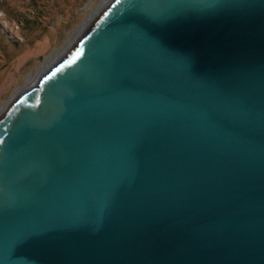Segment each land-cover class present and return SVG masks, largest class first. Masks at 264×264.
I'll return each instance as SVG.
<instances>
[{
    "label": "water",
    "instance_id": "water-1",
    "mask_svg": "<svg viewBox=\"0 0 264 264\" xmlns=\"http://www.w3.org/2000/svg\"><path fill=\"white\" fill-rule=\"evenodd\" d=\"M0 264H264V0H112L0 115Z\"/></svg>",
    "mask_w": 264,
    "mask_h": 264
},
{
    "label": "rangeland",
    "instance_id": "rangeland-1",
    "mask_svg": "<svg viewBox=\"0 0 264 264\" xmlns=\"http://www.w3.org/2000/svg\"><path fill=\"white\" fill-rule=\"evenodd\" d=\"M105 2L0 0V109L14 94L26 88L28 76L39 74L51 53L60 52L92 14L100 13L110 1L98 10Z\"/></svg>",
    "mask_w": 264,
    "mask_h": 264
},
{
    "label": "bare ground",
    "instance_id": "bare-ground-1",
    "mask_svg": "<svg viewBox=\"0 0 264 264\" xmlns=\"http://www.w3.org/2000/svg\"><path fill=\"white\" fill-rule=\"evenodd\" d=\"M109 1H112V0H106V2L104 4H102L98 10H102L104 7V5L106 6V3H108ZM110 3V2H109ZM97 10V11H98ZM99 12H97L96 14H92L91 18L88 19L85 24L83 26L80 27V29L74 34V36L71 38V40L63 47V49L59 52H53L51 53V55H49V57L47 58V60L45 61V63L43 64L42 68L40 69L39 71V74L35 77H32V76H28V82H27V85H26V88L18 91L16 94H14L12 96V98L3 106L2 109H0V115L6 110V108L9 106V104L20 94L22 93L23 91H25L26 89H29V88H32L34 86L33 83H37L39 81V79L43 76V73H46V71H48V69H51V65L52 63H54L59 56L63 55V53L71 48V45H73V43L77 40H79V37L80 35H82V33L84 32L85 30V27H88V25L91 23V21L94 19V17H96L98 15ZM89 21V22H88Z\"/></svg>",
    "mask_w": 264,
    "mask_h": 264
}]
</instances>
